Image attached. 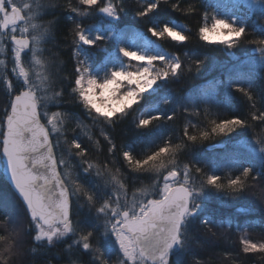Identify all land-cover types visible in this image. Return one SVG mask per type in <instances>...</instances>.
<instances>
[{"label":"snow or ice","instance_id":"6c2138e0","mask_svg":"<svg viewBox=\"0 0 264 264\" xmlns=\"http://www.w3.org/2000/svg\"><path fill=\"white\" fill-rule=\"evenodd\" d=\"M0 165V264H264V0H0Z\"/></svg>","mask_w":264,"mask_h":264},{"label":"trees","instance_id":"16d2710c","mask_svg":"<svg viewBox=\"0 0 264 264\" xmlns=\"http://www.w3.org/2000/svg\"><path fill=\"white\" fill-rule=\"evenodd\" d=\"M206 2V0H205ZM176 13H173L171 11V9L169 8H163L161 10H159L158 12L152 14V16L150 18H146V21H140L136 18H134L131 14H127L125 16L122 17V23L124 25H131L134 28H136L139 31H142L146 36H148L149 38L155 40L164 50H179V49H175L174 46L170 45L167 42L164 41H157L154 37H151L150 33H147L146 29L148 26H154V27H160L164 22H169V21H173L176 18ZM188 24V27L192 28L193 31H195L196 27H197V20L196 19H191L189 21L186 22ZM189 48H193V49H198L199 46L195 44V42H193L192 44H190L188 46ZM214 55L216 56V58L218 60H225L227 59V57L224 55L223 53V49H219L217 52L214 53ZM237 55L243 57L244 52L242 51H237ZM218 72L213 73V75H218ZM197 83L201 82L200 80L196 81ZM179 89V85L176 86ZM233 103L236 105L237 107V112H233V114H238L239 110H242V106L240 105L239 102V98H237V100L233 101ZM161 111H165L166 107L165 106H161ZM123 127L128 129L131 132V123L130 121H125L123 124ZM137 135L135 133H132V135L130 134L128 137H126V139L129 140V142H132L134 139V136ZM235 142V138H230L226 145L224 147H221L219 145L218 142H212L211 145L209 144H205L202 147H198L197 148V153L199 156L205 158V159H219V157L221 155H223V153L225 151H227L228 149L231 148L232 144ZM144 148V145L141 144L138 146L137 151L142 150ZM2 169V165H0V171ZM0 191H7V188L5 186V184H0ZM237 203H246V201H242V202H237ZM213 206L218 209L220 211L221 214L223 215H227L229 213H234L235 212V207H224L223 205H221L218 201L213 202ZM243 222V221H241ZM56 250L54 249L52 253H49L47 255H40L37 257V264H44V261L46 260H51L52 264H60L59 260L57 259V257L54 255V252Z\"/></svg>","mask_w":264,"mask_h":264},{"label":"rangeland","instance_id":"374dc122","mask_svg":"<svg viewBox=\"0 0 264 264\" xmlns=\"http://www.w3.org/2000/svg\"><path fill=\"white\" fill-rule=\"evenodd\" d=\"M145 37H146V40L144 42H141V46L144 47L146 50L154 51V50L163 49L155 40L149 38L146 35Z\"/></svg>","mask_w":264,"mask_h":264},{"label":"bare ground","instance_id":"6f19581e","mask_svg":"<svg viewBox=\"0 0 264 264\" xmlns=\"http://www.w3.org/2000/svg\"><path fill=\"white\" fill-rule=\"evenodd\" d=\"M206 2H207V0H206ZM127 26L133 27V26H131V25H127ZM1 170H2V169H1Z\"/></svg>","mask_w":264,"mask_h":264}]
</instances>
